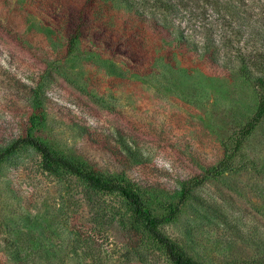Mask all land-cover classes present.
Wrapping results in <instances>:
<instances>
[{"label":"rangeland","instance_id":"374dc122","mask_svg":"<svg viewBox=\"0 0 264 264\" xmlns=\"http://www.w3.org/2000/svg\"><path fill=\"white\" fill-rule=\"evenodd\" d=\"M185 1L0 0V152L30 135L137 193L195 264H264V116L242 134L264 0ZM0 264L172 263L121 195L21 146L0 162Z\"/></svg>","mask_w":264,"mask_h":264},{"label":"trees","instance_id":"16d2710c","mask_svg":"<svg viewBox=\"0 0 264 264\" xmlns=\"http://www.w3.org/2000/svg\"><path fill=\"white\" fill-rule=\"evenodd\" d=\"M154 3L163 12L170 14L172 17H177L182 12L186 11L187 4L185 0H153ZM174 31L168 32V37L172 43L184 44V36H175ZM188 50V49H187ZM190 50V49H189ZM243 72V71H241ZM249 79V77H247ZM254 84L264 90V80L256 79ZM264 116V96L261 98L260 103L257 107V110L252 117V119L242 128V134L244 136L248 135L253 127L258 123V121ZM21 146L32 147L42 158V164L44 168L51 167H60L71 174L84 179L89 183V185L98 191L105 193H118L121 195L132 207L134 214L144 222V227L146 232L165 250V253L172 264H195L188 258H186L177 247L160 231L159 227L165 221V218H158L151 215L145 208L143 202L141 201L140 196L131 191L124 185L113 184L105 182L100 179L98 176L92 173H86L80 170L76 165L70 162L67 159L62 157L55 156L42 142L38 141L30 135L18 139L9 147L5 148L0 152V162H2L7 156L12 154L16 149ZM227 167L225 166L224 161L220 162L215 168L210 169L206 172L205 176H218L220 175ZM199 181L197 182V184ZM185 194V191H184ZM177 208L174 209L170 215H175Z\"/></svg>","mask_w":264,"mask_h":264}]
</instances>
